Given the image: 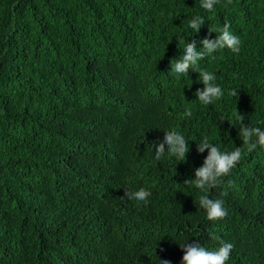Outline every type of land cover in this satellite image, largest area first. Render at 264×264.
<instances>
[{"label":"trees","instance_id":"trees-1","mask_svg":"<svg viewBox=\"0 0 264 264\" xmlns=\"http://www.w3.org/2000/svg\"><path fill=\"white\" fill-rule=\"evenodd\" d=\"M194 11L205 21L183 33ZM225 22L240 50L199 62L224 90L203 105L197 71L166 69L176 37ZM238 115L264 126V0H0V264H180L178 242L213 237L233 245L225 264H264V146H242L210 189L222 217L184 183L207 154L191 139L241 144ZM162 128L190 139L184 160L153 161Z\"/></svg>","mask_w":264,"mask_h":264},{"label":"clouds","instance_id":"clouds-1","mask_svg":"<svg viewBox=\"0 0 264 264\" xmlns=\"http://www.w3.org/2000/svg\"><path fill=\"white\" fill-rule=\"evenodd\" d=\"M217 0H198V6L203 10H212ZM205 21V15L202 12H192L188 18H183L180 24L183 25V33H198L199 28ZM209 32H215V36L205 35L197 40H187L181 34L179 39L176 37L177 53L169 59L167 71L175 76H188V69L192 68L198 72L196 82L202 84L194 90V97L203 105L217 100L224 95V90L219 83H216V73L205 67H200L199 62L206 56H213L220 49H228L233 53L239 52L241 39L235 34L228 22L222 25L214 24L209 28ZM193 82V81H192ZM236 90L231 89L230 94L235 95ZM185 116L192 115V109L188 106L184 108ZM238 131L237 136L242 141L241 144H233L231 147H221L220 144L210 140L208 135L202 134L196 141L197 151L203 152L207 149V154L203 158V163L194 168V176L184 181L199 189L198 206L204 211L209 219L222 217L226 213L223 206V200L220 197L213 198L209 195L210 189L217 185L224 175L234 166L242 154V146L252 150L259 146H264V126L260 124L244 123L242 115L237 116ZM264 124V121L261 122ZM163 129V135L159 139L151 140L148 143L152 152L153 161H159L167 153L169 156L181 157L185 159L190 140L187 135L179 130ZM227 134V132H226ZM128 197L131 200L143 203L149 197V192L144 189L129 191L125 187V192L121 196ZM219 242L212 247L204 246L198 239L182 240L178 242L183 249L180 257V264H225L230 255L233 245L230 241L222 238L213 237ZM156 264H172L167 259H160Z\"/></svg>","mask_w":264,"mask_h":264}]
</instances>
